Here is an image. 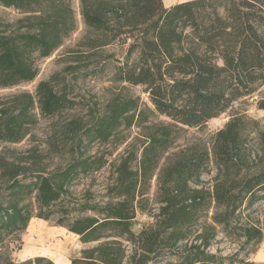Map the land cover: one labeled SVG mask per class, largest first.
<instances>
[{"label":"trees","instance_id":"16d2710c","mask_svg":"<svg viewBox=\"0 0 264 264\" xmlns=\"http://www.w3.org/2000/svg\"><path fill=\"white\" fill-rule=\"evenodd\" d=\"M0 5L25 15L17 28L0 22V88L8 89L37 78L36 60L51 57L64 45L76 30V19L71 0H0ZM81 15L99 34L88 41L87 54L116 41L129 44L113 79L142 87L152 109L140 98L118 97L90 124L71 123L68 131L77 134L70 146L71 160L51 173L33 171L38 151L11 162L5 157L8 149L2 147L23 141L36 124L35 99L24 94L13 107L0 109V178L5 180L0 191V264H55L44 257L15 262L11 245L21 241L32 219L51 221L59 213L56 226L83 243L96 244L71 264H148L158 238L174 247L184 245L181 264H254L238 255L222 257L208 251L214 226L197 231L212 201L213 224L225 229L244 210L264 201V166L257 165L245 177L228 176L232 168L244 169L250 160L245 122L239 115L214 137L212 155L220 174L212 191L193 186L201 182L209 151H181L159 171L162 206L155 225L138 235L133 226L145 202L146 185L175 142L178 128H203L264 86V0H189L169 8L164 0H81ZM36 96L47 117L76 105L50 81L39 83ZM155 113L170 123L147 127L139 167L133 166L135 152L121 161L108 189L111 199L99 203L89 194L85 201L73 203L74 183L106 165L104 156L90 154L91 146L108 143L122 127L144 124ZM73 212L94 214L71 219ZM240 230L246 244L257 247L264 237V221L262 227ZM124 241L138 244L129 263Z\"/></svg>","mask_w":264,"mask_h":264},{"label":"rangeland","instance_id":"374dc122","mask_svg":"<svg viewBox=\"0 0 264 264\" xmlns=\"http://www.w3.org/2000/svg\"><path fill=\"white\" fill-rule=\"evenodd\" d=\"M185 1L189 0H164V5L169 8ZM71 7L76 19V30L51 57L36 60L37 78L33 82L22 83L12 88H0V109L13 107L17 99L24 94H29L35 99V108L32 113L36 115V124L31 128L29 134L20 143L2 145L8 149L9 152H6L5 157L11 162L26 159L29 151H38L39 157H36L33 171L51 173L65 167L71 160L70 146L77 141V134L74 135L68 131L70 124L73 122L84 126L90 124L95 117L104 113L108 103L118 97L140 98L143 106L148 105L152 109L148 94L144 92L142 87L131 86L113 79L115 67L123 61L129 44L116 41L96 53L87 54L89 43L93 39L95 40L99 34L85 25L81 15V0H71ZM24 17L25 15L20 11L0 5V22H3L4 25L14 24L17 28ZM103 66L106 68L101 70ZM43 81H50L56 92L67 95L76 103L75 107L54 116H43L36 96L37 87ZM263 105L264 86H261L252 96L238 101L227 112L211 120L205 127L200 129L178 128L175 142L162 159L159 170L146 185L145 202L142 204V210H138L134 219L133 230L136 235L155 225L158 219L162 206L159 171L168 164V159L174 158L175 154L181 151L204 152L208 150L210 160L202 171L201 182L193 186L212 191L220 174L212 155L214 137L225 128L234 115H239L245 122L246 158L250 160L245 164L244 169L232 168L228 176L232 179L245 177L253 173L257 165L258 167L264 166ZM168 123L170 121L165 117L156 113L149 114L148 122L136 123L129 129L122 127L108 143H94L91 146L90 154L104 156L106 165L90 178L83 179L81 183L78 181L74 183V187L71 188L74 192L73 203L85 201V198L90 197L89 194H92L95 202L105 203L109 201L112 193H109L108 189L115 182L116 169L121 161L130 153L135 152L137 160L133 166L134 169H137L141 160L143 144L146 142L149 133L147 127L151 124ZM40 161L42 162L40 163ZM222 175H226V173ZM4 181L0 178V191L4 186ZM88 190L90 193L86 192ZM214 206L215 202L212 201L211 207L214 208ZM213 208L210 209L207 216L202 218L197 228V231L202 233L210 226L215 227V237L208 251L222 257L238 255L240 259L250 263L264 264V237L257 247L253 246V243L247 245L240 230L250 225L262 227L264 201L257 203L249 210H244L243 215L235 220L229 229L213 224L212 217L215 213ZM93 214L92 212L85 214L73 212L71 219ZM60 217L61 214L59 213L51 221L32 219L28 229L21 236V241L11 245L13 261L22 262L31 258L44 257L55 264L57 261H60L61 264H71L72 260L82 257L84 250L96 245L95 243H83L79 236L69 232L64 227L56 226ZM194 237L191 241L194 240ZM153 242L154 253L151 255L148 264H181L182 261L179 256L184 251V245L171 246L164 238H158ZM200 243L198 241V244ZM123 244L127 255L125 263H129V258L138 248V244L137 242L125 241ZM45 249L52 250L49 252Z\"/></svg>","mask_w":264,"mask_h":264},{"label":"bare ground","instance_id":"6f19581e","mask_svg":"<svg viewBox=\"0 0 264 264\" xmlns=\"http://www.w3.org/2000/svg\"><path fill=\"white\" fill-rule=\"evenodd\" d=\"M171 1H172V0H171ZM32 241H33V240H32ZM32 243H33V242H32ZM33 244H34V243H33ZM34 249H35V248H34ZM62 249H63V248H62ZM45 250L51 252L52 249H51V250H50V249H45ZM45 250H44V251H45ZM56 251H57V250H56ZM59 254L62 255V253H59ZM63 260H64V259H63ZM57 264H61V262H60V261H57Z\"/></svg>","mask_w":264,"mask_h":264}]
</instances>
